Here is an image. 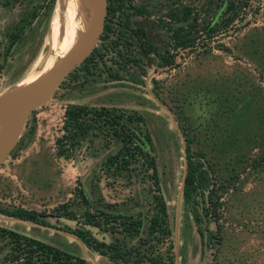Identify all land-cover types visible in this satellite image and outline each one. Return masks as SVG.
I'll list each match as a JSON object with an SVG mask.
<instances>
[{
  "label": "rangeland",
  "instance_id": "obj_1",
  "mask_svg": "<svg viewBox=\"0 0 264 264\" xmlns=\"http://www.w3.org/2000/svg\"><path fill=\"white\" fill-rule=\"evenodd\" d=\"M109 1L115 11L106 15L107 28L88 62L33 110L10 150L0 155V209L44 212L50 226L0 212V227L41 238L84 258L82 264H114L61 230L82 225L81 189L95 201L146 210L149 181L142 174H112L106 159L118 150L116 140L90 134L70 149L61 139L67 106L115 107L141 114L152 137L173 264H264V0ZM48 2L0 0V97L53 60L60 1L52 7ZM141 5L151 21L165 20L180 7L181 34L189 29L186 37L194 44L175 48L161 34L156 37L166 44L143 40ZM90 8L91 13L92 1ZM21 18L24 29L8 50L9 34ZM174 121L190 154L201 153L208 170L192 198L197 216L179 195L187 167ZM63 203L78 219L61 215ZM104 237L113 239L109 232ZM15 253L14 243L0 235V264H17Z\"/></svg>",
  "mask_w": 264,
  "mask_h": 264
},
{
  "label": "trees",
  "instance_id": "obj_2",
  "mask_svg": "<svg viewBox=\"0 0 264 264\" xmlns=\"http://www.w3.org/2000/svg\"><path fill=\"white\" fill-rule=\"evenodd\" d=\"M54 1L49 0L47 3L49 7H52ZM3 4L8 5L9 0H3ZM115 8L112 5L108 6L106 15L110 11L114 12ZM25 20L26 18H21L14 25L13 31L9 34L8 50L17 42L26 24ZM106 28L105 24L103 31ZM172 40L175 48L194 44V39H189L178 32ZM89 58L90 55L78 67L86 64ZM87 70H89L88 67ZM63 131L61 141L70 149H74L90 134L96 136L99 133L106 136L109 141H118L120 144L118 150L106 159V164L113 170L112 174L130 179L142 174L141 180L149 181L148 187L151 192L148 207L143 210L117 207L103 200L95 201L81 189L79 198L84 205L81 214L82 225L73 229L67 227L64 230L77 237L88 249L106 256L114 264H173V244L169 242L171 229L168 223L166 200L161 189L154 144L143 116L115 107L72 104L64 111ZM185 142L187 168L183 199L197 216L199 210L195 209L192 198L193 194L208 180V170L200 161L203 155L190 154L186 137ZM194 156L196 160H193ZM60 208H62L61 215L65 218L78 219L75 212L68 209L67 203L61 204ZM0 212L21 220L50 226L45 219L47 214L44 212L23 207H16L9 211L0 209ZM85 224L95 228L102 239L96 238L93 229L85 227ZM216 230H220L218 223H216ZM108 232L113 238L110 241H106L104 237ZM198 233L203 244L201 229H198ZM0 235L14 243L16 247L14 260L17 264H82L85 260L45 240L8 227H0Z\"/></svg>",
  "mask_w": 264,
  "mask_h": 264
},
{
  "label": "water",
  "instance_id": "obj_3",
  "mask_svg": "<svg viewBox=\"0 0 264 264\" xmlns=\"http://www.w3.org/2000/svg\"><path fill=\"white\" fill-rule=\"evenodd\" d=\"M91 1H92V11L88 18L87 29L83 34L79 44L73 50V52H71L66 58L57 60L54 63V65L50 69H48L43 75H41L37 79L33 80L31 83L24 86L17 93L0 101V120L6 121L8 123L4 131L0 135V155H4L10 150V147L15 141V138L21 131L25 121L27 120L28 116L33 112V110L43 105L49 100V98L57 89L61 81L80 63H82L84 59L90 55V53L93 51L94 47L96 46V43L103 30L108 1L107 0H91ZM152 97L155 99V101L158 104L162 105L161 102H159V100H157L155 96ZM14 109H16V112L14 114H9V112H11ZM167 110L172 115L171 111L169 109ZM174 124L177 127L183 139L185 165L187 167V156H186L187 151H186L184 136L181 130L179 129V127L176 125L175 121ZM185 175H186V170L179 191L180 196L183 193ZM24 221L32 224H38L27 220ZM85 227L90 228L91 226L85 224ZM91 229H93V233L97 238L102 239V236L96 233L95 228L91 227ZM61 231L67 233L64 230ZM75 238L79 240L77 237ZM105 240L108 241L107 238H105ZM80 243L81 245H84L81 241Z\"/></svg>",
  "mask_w": 264,
  "mask_h": 264
},
{
  "label": "bare ground",
  "instance_id": "obj_4",
  "mask_svg": "<svg viewBox=\"0 0 264 264\" xmlns=\"http://www.w3.org/2000/svg\"><path fill=\"white\" fill-rule=\"evenodd\" d=\"M59 1L60 20L56 25L57 27L54 32V46H52L54 47V53L51 51L54 57H52L53 60H51L50 64L48 62H45L41 68L34 70L25 79H23L22 82L19 81L17 84L12 86L9 90L5 92L4 96L0 97V101L17 93L24 86L31 83L33 81V78L35 80L41 75H43L48 69H50L54 65L57 60L66 58L71 52H73V50L79 44L88 26V17L91 9V0ZM16 109L9 112V114H14L16 112ZM7 124L8 123L6 121L0 120V135L4 131Z\"/></svg>",
  "mask_w": 264,
  "mask_h": 264
},
{
  "label": "flooded vegetation",
  "instance_id": "obj_5",
  "mask_svg": "<svg viewBox=\"0 0 264 264\" xmlns=\"http://www.w3.org/2000/svg\"><path fill=\"white\" fill-rule=\"evenodd\" d=\"M108 1V6H111L112 3H110L109 0ZM175 0H173L174 2ZM144 3H146L147 5L148 4H152L153 2L151 0H143L141 1V4L143 5ZM178 4V3H177ZM140 6V7H137V8H140L138 9L140 12H141V16H144L143 18V28L140 29L139 31V34L141 35V37L143 38V40H146L147 38L155 41L156 43H163V44H166L165 42H163L164 40L162 41H158V38L156 37V34H161L163 35L164 37L162 38H166V40L168 41L167 44H170V39H173V36L178 32V33H181V28H180V25H181V9L179 8H173L172 9V12L168 14V17L167 19L163 20V19H156L154 21H151L149 20V18L151 16H153L152 14H149V11L146 9L147 7L146 6ZM107 12V11H106ZM111 12V11H110ZM109 12V14H110ZM108 14V15H109ZM177 14V16H176ZM185 17H184V20H186V14H184ZM175 24H178V27L175 26ZM189 32V29H186L184 30V33H185V37H186V33ZM166 53V51H163ZM168 59L170 60L171 59V54L168 53ZM167 57H164L163 58V61H166Z\"/></svg>",
  "mask_w": 264,
  "mask_h": 264
},
{
  "label": "crops",
  "instance_id": "obj_6",
  "mask_svg": "<svg viewBox=\"0 0 264 264\" xmlns=\"http://www.w3.org/2000/svg\"><path fill=\"white\" fill-rule=\"evenodd\" d=\"M200 237V236H199Z\"/></svg>",
  "mask_w": 264,
  "mask_h": 264
}]
</instances>
